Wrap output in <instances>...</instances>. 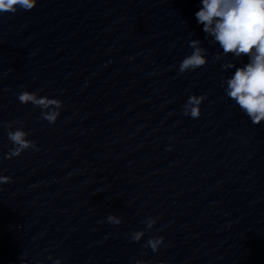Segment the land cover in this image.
Wrapping results in <instances>:
<instances>
[{
    "label": "clouds",
    "instance_id": "9594fccd",
    "mask_svg": "<svg viewBox=\"0 0 264 264\" xmlns=\"http://www.w3.org/2000/svg\"><path fill=\"white\" fill-rule=\"evenodd\" d=\"M38 4V0H0V14H15L18 11H30ZM198 24L203 25L210 43L218 44L223 56L231 54L235 58L247 57V63L241 67L231 61L222 64L223 69L235 68L234 73L224 80L221 78V87L228 98L234 100L239 108L250 118L251 122L259 125L264 121V0H201L199 11L195 13ZM199 39H191L189 46L191 54L186 55L178 65L181 74L205 66L207 64V49L202 47ZM222 54L217 52L215 60L220 61ZM226 85V86H225ZM206 97L190 94L183 106V115L197 119L201 116L200 105ZM21 104L31 103L41 109L38 119L54 124L60 116L59 109L63 102L60 99L39 96L36 92L24 90L18 94ZM15 130L13 124L3 125L7 128V137L12 143L8 158L19 156L28 149L39 151L37 144L28 139L30 133L23 130V122ZM11 177L0 175V184L10 183ZM107 222L119 225L122 221L115 214L107 216ZM143 223L148 230L156 224V219L147 217ZM145 231L131 233V239L139 242ZM164 237H153L147 241L148 247L158 251ZM51 258V257H49ZM23 264H27L24 261ZM41 264V262H40ZM54 264H62L56 259ZM137 264L142 262L137 261Z\"/></svg>",
    "mask_w": 264,
    "mask_h": 264
}]
</instances>
